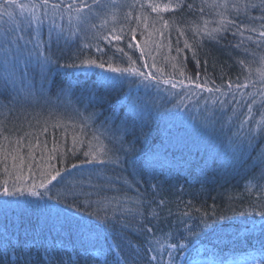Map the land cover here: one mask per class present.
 <instances>
[{
  "label": "trees",
  "instance_id": "obj_1",
  "mask_svg": "<svg viewBox=\"0 0 264 264\" xmlns=\"http://www.w3.org/2000/svg\"><path fill=\"white\" fill-rule=\"evenodd\" d=\"M86 3L93 5L88 25L66 7L36 9L39 20L31 9L13 10L11 20L0 17V36L12 30L24 36L19 48L0 47V186L11 184L18 169L28 184L56 169L83 185L72 190L73 201L58 177L48 195L67 196L66 203L25 194L21 201H32L26 212L12 211L7 220L0 215V264H52L49 255L55 264H124L133 251L139 264H247L259 258L264 0ZM116 34L123 38L115 40ZM96 46L113 66L151 76L107 73L116 83L103 100L90 99L101 69L70 65L100 57ZM41 53L54 63H42ZM94 212L107 215L111 226L69 227L81 218L99 224Z\"/></svg>",
  "mask_w": 264,
  "mask_h": 264
},
{
  "label": "snow or ice",
  "instance_id": "obj_2",
  "mask_svg": "<svg viewBox=\"0 0 264 264\" xmlns=\"http://www.w3.org/2000/svg\"><path fill=\"white\" fill-rule=\"evenodd\" d=\"M139 2V0H137ZM93 3L96 8H100L102 5L100 3V0H93ZM51 7L53 11L60 8H65L69 12H71L73 9L77 12V19H82L83 24L88 25L89 23V16L88 13L92 12L93 5H88L86 3V0H72L71 3H68L66 6L63 3V0H61L60 3H50V0H39L38 3H32L30 5H25L23 3L18 2V0H3V2H0V17L7 16L9 20L13 18L14 11L18 9L21 14H23L24 11L31 9L32 10V16L33 19L39 20V17L35 16V10L36 9H48ZM129 7H134V5H129ZM143 7V5H141ZM87 8V13H85L83 10ZM152 11L157 12L159 10L158 5H151ZM167 10V8L165 9ZM45 15H47V12H45ZM131 13H127L125 18L127 19L129 16H131ZM42 22V21H41ZM31 21H29V24ZM168 21H163V24L165 27L168 26ZM92 27H95V25H91ZM84 30V29H82ZM214 31H218L214 30ZM131 38L135 39V29H130ZM31 36V33H29ZM262 36H264V33H261ZM123 38L121 34H116L114 36V39L119 41ZM24 36H16L15 30H12L11 32L5 31L3 36H0V47L5 48V50H9L11 45H16L17 48H19V41L23 40ZM107 39V37H105ZM31 40H27L25 43H30ZM111 42V41H110ZM97 47V51L101 52V56L95 59L88 58V59H82L79 65H76L75 63L70 65L71 67H80L84 69H90V68H98L101 69L100 72L94 73L95 75V81L93 82L91 86V90L88 92V95L91 98L99 97L100 100H103V92L105 89L111 88L114 86V84L117 81V77L108 75L107 73H121L123 75L124 73H130L135 74L143 77L144 79H148L151 74H148L147 76L143 72H139L138 69L134 67H128V68H120L117 66H113L111 58L109 60L105 61L104 55L106 53L103 52L102 49ZM129 47H133V45L129 44ZM136 47H140L139 44L136 45ZM185 47H188L187 42L185 44ZM37 50H39V41H37ZM118 51L123 52V49H118ZM141 55H143V51L141 52ZM41 56L43 57L42 63L49 64L54 63L51 55H43L41 53ZM130 64H134L135 61L131 59V57H128ZM106 69V71H105ZM183 75V73H181ZM165 83H169V81H164ZM180 83H183L181 81ZM172 87L175 88L176 85L172 84ZM197 88H200L201 85L197 84ZM219 91V89H216ZM208 91H212V89H208ZM75 140V138H74ZM132 148H129V151H131ZM14 156L13 159H17L18 157ZM85 156H91L92 160H97L100 164L106 163L105 159H101L100 156L97 153L94 152H85ZM21 162H23V157H19ZM107 162H115L110 157L107 159ZM14 168H16V165H13ZM73 168L76 167V165H72ZM5 171H8L7 168H5ZM29 171L31 172V165H29ZM11 175V174H10ZM60 178V182L65 183L66 187L69 192H72L73 194V201L77 200L78 197L76 194L72 191L76 187H80L83 189V185L76 181L73 177V173L67 172L65 175H62V170H56L53 169L50 172L43 173L41 172V179L39 182L33 181L31 184H28L25 182V178L21 175L19 169L17 170V174L15 176L14 181L11 184H8L5 182L2 186H0V197H4L5 199H0V215L4 217L5 220L8 219L9 213L12 211H19L21 214L27 211V206L32 204V201L30 200H24L21 201L20 197L27 194L28 197H39L40 199H43L45 196H48V199H55L56 203H66L67 202V196L60 197L59 195L53 197L48 195L50 189L49 185L53 183V181H57V178ZM91 178L89 177V187H93L90 183ZM39 189H44V191H40ZM82 194L86 197H90V193H86L82 191ZM15 198V199H13ZM84 204L87 207H91L90 199H85ZM70 207L72 205H69ZM78 207V205H77ZM58 212L64 211V209H58ZM90 215H93L98 221L99 224L92 225L87 222H82L81 219H77L74 221H69V227H75L77 230L81 231H92L99 227V225H105V226H111V220L107 215L101 216L99 212L91 213ZM261 215H264V212H261ZM253 229H255L256 225L252 226ZM260 230L262 233H264V225H260ZM173 248L177 247L176 245H172ZM180 248H183L184 245H180ZM55 249H53L54 251ZM124 264H139V253L138 252H131L129 255H126L124 258ZM152 259H155L154 257ZM49 261L52 262V264H55L54 259L51 255H49ZM247 264H264V242H261V252L259 258L256 256H252Z\"/></svg>",
  "mask_w": 264,
  "mask_h": 264
}]
</instances>
